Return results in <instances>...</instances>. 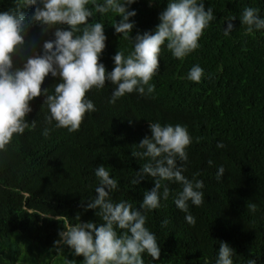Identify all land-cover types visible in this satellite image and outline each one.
Segmentation results:
<instances>
[{
    "label": "trees",
    "instance_id": "16d2710c",
    "mask_svg": "<svg viewBox=\"0 0 264 264\" xmlns=\"http://www.w3.org/2000/svg\"><path fill=\"white\" fill-rule=\"evenodd\" d=\"M203 2L216 19L204 30L200 47L182 60L172 55L165 42L159 72L150 81L155 85L153 93L133 92L110 103L115 85L106 81L102 89L86 93L96 111L87 113L73 133L57 128L55 121L48 123L45 95L29 102L32 111L26 121L35 120V128L14 134L7 150L0 151V264H83L84 258L73 249L56 244L59 233L77 223H103L96 215L98 209L86 210L97 195L95 169L100 165L118 182L111 200L127 201L141 210L143 195L154 187V180L145 176L139 184L132 183L147 159L131 153L142 151L139 143L151 137L148 125L157 122L187 128L192 143L183 175L203 181L205 201L199 207L189 202L196 218L191 226L174 203L181 185L163 182L169 197L161 196V207L146 213L145 224L157 238L160 257L153 260L145 253L144 264H216L221 242L234 249L233 264H247L249 259L264 264V29L247 34L240 21L248 7L258 9L264 18V0ZM167 3L135 0L128 6L136 12L129 18L135 22L130 39L137 33H154ZM14 8L15 0H0V12ZM22 11L31 15L34 9ZM233 16L234 20H227ZM119 20L111 11L94 13L88 20L104 24L106 47L99 62L107 72L114 68L117 51L127 56L134 48L132 40L115 33L112 26ZM228 23L233 30L225 36ZM59 27L70 30L68 25ZM54 31L42 34L39 25L30 26L25 39L32 47L25 49L24 61L14 57V66H22L33 51L41 53L42 44L55 38ZM195 65L204 70L200 83L187 78ZM59 82L58 76L49 74L42 92L48 89L53 94ZM45 128L50 129L47 137L42 134ZM218 142L225 147L218 148ZM220 166L225 172L218 181ZM253 203L255 212L248 208ZM121 231L117 229L118 234Z\"/></svg>",
    "mask_w": 264,
    "mask_h": 264
},
{
    "label": "clouds",
    "instance_id": "9594fccd",
    "mask_svg": "<svg viewBox=\"0 0 264 264\" xmlns=\"http://www.w3.org/2000/svg\"><path fill=\"white\" fill-rule=\"evenodd\" d=\"M135 0H15V8L0 12V151H6L14 134L22 135L26 129L35 128L36 121H26L32 111L29 102L33 98L45 95L44 105L49 110L48 123L55 121L57 128L68 132H77L87 113L95 112L93 102L86 98L92 89H102L106 81L115 85L110 103L136 92L140 95L151 94L155 85L150 83L159 72L161 48L166 47L172 55L182 60L200 47L199 39L210 22L216 19L213 9H205L203 0H168L167 7L159 15L160 23L154 33H137L134 40L130 33L135 22L130 17L136 15L128 6ZM90 5V6H89ZM33 6V13L26 15L22 9ZM42 6V7H41ZM113 12L120 17L112 26L115 33L123 34L134 42L133 50L125 56L117 51L113 57L114 68L107 72L100 63V55L105 49L107 37L104 24L89 23L94 13ZM259 10L248 7L243 10L241 23L246 33L264 29V18ZM236 17L227 18L228 21ZM39 25L42 34L55 29L53 40L42 44L41 53L35 51L26 58L22 66H14V57L25 60L24 53L32 45L25 37L30 26ZM60 25H68L70 30H62ZM82 26V27H81ZM233 30L228 23L224 29L227 36ZM77 33H81L77 35ZM59 77L54 93L41 89L45 77ZM204 70L195 65L187 78L200 83ZM151 137H145L138 145L142 151H133V157L147 159L136 173L133 184H139L145 176L154 180V187L146 191L140 209L137 210L127 201L114 203L110 193L118 189V182L110 176L109 170L100 165L95 169L99 180L94 200L87 203L86 210L94 209L103 223L100 226L92 222L77 223L68 226L59 233L57 245H66L74 250L76 256L84 258L83 264H144L143 254L153 260L160 257V246L154 233L145 227L147 212L161 207V196L167 200L170 194L165 181L181 185L175 198V206L184 212L186 222L194 226L196 218L189 211V202L194 206L204 203L202 180H189L183 173L184 163L188 161L187 148L192 139L186 127L151 123L148 125ZM45 137L50 129L45 128ZM218 148L225 145L217 143ZM179 162V165L178 163ZM211 165L212 161L209 160ZM225 172L220 166L216 173L218 181ZM161 188L163 192L161 193ZM250 211H256V205H248ZM79 219V218H78ZM167 224L168 221L162 222ZM117 229L122 230L119 234ZM60 250V249H59ZM236 255L233 248L221 242L216 264H233ZM75 264V261H69ZM247 264H257L249 259Z\"/></svg>",
    "mask_w": 264,
    "mask_h": 264
}]
</instances>
